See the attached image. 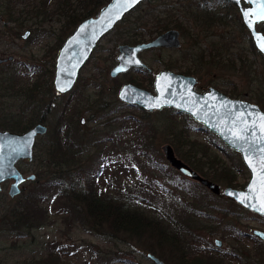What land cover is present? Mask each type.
Returning <instances> with one entry per match:
<instances>
[{
	"label": "rangeland",
	"instance_id": "374dc122",
	"mask_svg": "<svg viewBox=\"0 0 264 264\" xmlns=\"http://www.w3.org/2000/svg\"><path fill=\"white\" fill-rule=\"evenodd\" d=\"M204 1L227 20L215 22L204 17L202 11L197 8L198 3ZM15 6L18 12L15 10ZM15 6L16 14L13 13V15L15 18L19 17L23 22L22 25L10 20L12 14L7 12L10 8L9 0H2V7L0 6V58L14 56L13 62L0 65V122L5 121L6 117L11 114L12 116L18 115L25 110L29 113L33 110L41 112L47 102L56 99L54 110L46 121L49 128H52L61 105L71 97L72 111L77 114V122L80 123L82 118L86 119L85 125L79 124V132L85 139H88L87 142L92 139L103 140L104 136H110V132L113 129L121 128L122 124L131 127L130 131L122 132L119 137L103 140L105 142L90 148L85 155L84 162L87 160L86 163L89 164L88 159L91 156V162L96 160L98 168L102 167L98 159L105 161L102 174L104 176L101 182L105 193L114 197L119 196L132 204L136 199L139 201L135 203L137 208L156 216H161L164 212L182 215L183 209L179 206L180 200L196 203L195 200H190L191 196L185 189L186 193L181 191L179 186L187 189L193 187L202 196H206L210 204L231 207L230 202L223 194H220L219 198H215L212 193L201 189L198 184L196 185L192 181L193 179L180 174L175 168V171L178 172L171 174L173 181L168 179V176L153 168L149 164V160L144 158L140 152L138 153L133 146L134 141L141 143L144 140L143 137H147L149 134L150 127L154 125L157 133H154L150 144H152L153 155L158 161V163L156 161V165L159 164L163 168H167L168 173H172L173 167L167 161L163 151V147L170 144L177 157L204 176L200 170H197L176 151L171 142V136L168 135L170 128L167 126H172L176 121L181 122L185 113H180L176 109L177 118L175 121L170 116L168 108L155 110L147 115L145 114L147 111L140 107L125 103L127 106L116 110L121 105L116 100L122 102L117 96L118 92L123 84L133 83L130 82L131 80H135L144 89L155 93L156 75L162 70H170L175 73L195 75L199 80L196 86L199 92L208 91L209 86H214L230 97L258 104L264 111V101H262L264 97V57L253 48L249 35L245 33L238 20L240 15L236 7L226 1L218 3L212 0H146L127 14L113 31L101 39L92 56L81 69L73 91L59 95L53 85L55 60L61 47L60 43L63 44L69 36L70 30L65 29L62 17L53 18L40 28L36 27L35 23L38 20L34 12L31 9H25L24 4ZM153 16H157L165 24L170 23L168 29L174 28L181 32V48L156 49L145 52L142 57L153 69L150 74L128 72L113 78L110 72L117 64L119 45L131 44L127 41L131 39L133 31L139 36L141 34L145 41L157 37L156 32L160 28ZM28 30L31 35L27 39H23V34ZM228 57L234 60V64H227L230 62H227ZM222 58L223 62H217ZM50 70H53L52 77H50ZM49 80L52 82V90L48 91ZM36 83L39 87L34 90L30 100L29 88ZM106 105L110 107L111 112L115 111L110 115L111 119H117L107 128V124L103 125L106 118L105 120L104 116L101 118V112H99V108ZM136 121L147 124V126L144 124L141 126L144 127L143 134L147 132V135L142 134V128L138 127ZM188 124L191 129L190 137L195 142H191L193 143L192 159L196 162L199 160L204 169L206 168L205 171L208 169L207 163H210V159L211 161L215 158L219 159L220 167L231 166L234 173L236 172V182L233 187L245 188L251 174L246 166L241 164L240 157L236 155L234 160H231L226 152L228 146L221 140L227 147L222 144L217 135L202 129L201 123L193 120ZM152 134L148 136L150 137ZM36 143L37 146L43 143L41 136L37 138ZM200 148L203 150L208 148L210 154L204 155ZM181 151L184 154V150L181 149ZM35 154L36 156L41 154L39 147L35 146ZM36 156L33 161L27 160L18 163L24 174L42 172L41 157L36 158ZM217 172L215 175L218 176L222 171ZM207 178L218 183L222 189L228 186L227 182L223 180ZM34 186L32 181L25 183L23 196L30 195ZM9 187L10 183H5L4 190L0 193V208L2 210L19 202L10 199L8 196ZM167 192L173 193V196ZM55 206H57L56 203L45 204V208L52 214L48 219V225L28 233L25 231L15 232L18 237L9 231L5 233L0 230V264H34V258L48 256L57 246L64 247L68 251L63 255L66 260L65 264H97L98 259L101 260V257L105 256L113 264H124L126 259L139 264H154L147 258L146 254L151 251L145 249L143 242L126 241L123 235L113 236L112 234L110 239H107L105 238L107 236H99L81 224L70 226L64 222L60 210H54ZM242 212L241 216H224V219L220 211L213 212L216 217L223 219V224L219 225L218 221L191 216V213L184 211L183 215H186L184 222L188 220L187 217H191L194 220L191 227L194 228L195 235L200 237L197 241L191 239L190 247L205 250V253L217 257L228 258L226 260L228 264H264V246L240 236L241 232H252V229L255 228L264 231V219L260 217L257 220H252L249 218L252 214ZM225 222H231L239 230L237 240L234 237L236 236L234 231L225 228ZM102 232L108 233L109 229L104 228ZM216 239L223 241L221 247L215 244ZM156 249L157 252H153L154 254L160 258L163 255L170 259L171 264L175 263L176 258L171 257L167 246ZM92 250L99 251L100 256L96 257ZM61 251L60 249L56 250V252ZM118 257H120L119 260H115ZM162 259L164 260V258ZM164 261L170 264L166 260Z\"/></svg>",
	"mask_w": 264,
	"mask_h": 264
},
{
	"label": "trees",
	"instance_id": "16d2710c",
	"mask_svg": "<svg viewBox=\"0 0 264 264\" xmlns=\"http://www.w3.org/2000/svg\"><path fill=\"white\" fill-rule=\"evenodd\" d=\"M110 1L111 0H9L10 8H8L7 12L8 14H12L10 20L22 25L23 22L20 21L19 17L15 18L13 13L16 14L15 5L24 4L26 6H24L25 9H31L34 12L38 20L36 21L35 26L39 28L44 25V23L53 20V18L62 17L64 18V27L65 29L70 30V35L79 23L89 17L96 16L101 8L107 5ZM230 5L232 4L230 3ZM0 6L2 7V0H0ZM197 8H199V11H202L204 17L207 19H212L215 22H225V20H227V18H223L222 14L216 9L210 8L208 4L198 5ZM153 18L154 20H157L160 28V30L156 32L157 34L168 29L170 23L167 22L165 24V22L159 20L157 16H153ZM238 20L240 22V16H238ZM243 29L245 31L244 26ZM133 32L134 33L130 36L131 39H128L127 42L137 43L143 41L141 34L139 36L135 31ZM61 45L62 44L60 43V46ZM223 58L225 59L224 56ZM223 58L217 62H223ZM227 62L228 65L234 64V60L231 57H228ZM49 72H51L50 77H52L53 70H50ZM130 82L139 84L135 80H131ZM48 86V91L52 90V82L50 80ZM38 87L39 85L36 83L29 88L28 93L30 100L32 99L34 90H37ZM70 98L71 97L66 99L63 105L60 104L61 107L60 111L57 113L58 115L55 125L52 128H49L46 135L41 136L43 143L39 144V146H37V143L35 145L37 148L39 147L41 151V154H37V156L35 154V156L36 158L41 157L42 172L37 173V179L32 181L35 185L34 189L30 195L24 197L23 191L17 196V198L11 199L12 201H19L14 206L3 210L0 208V230L5 233L9 231L18 237V234L15 232L25 231L28 233L31 230L48 225V219L51 218L52 214H50L49 210L45 208V204L56 203L57 206H55L56 208H54V210H60L64 217V222L68 225L72 226L74 224H81L99 236H107H103L107 239H110L111 234L113 236L123 235L126 241L131 240L138 243L143 242V244H145V249L152 253L157 252L156 248L162 249L167 246L170 250L171 257L176 258L174 264H228L226 261L228 258L217 257L213 254L205 253V250L193 249L190 247V240L195 239L197 241L200 237L199 235H195L194 228L191 227L194 224V220L191 219V217H187L188 220L184 222L186 215H183V213L185 211L186 213H191V216L202 217L209 220L213 219L214 222L218 221L217 224L219 223L220 225L223 224L224 216H241L243 215L242 211H245V208L226 196L225 198L228 199L231 207H220L217 204H210L208 201L209 199H207L206 196H202V194L193 187L187 189L179 186V189L185 193L187 191V194L191 196L190 200H195L196 203L180 200L179 206L183 209L182 215H172L164 212L161 216H156L141 208H137L135 203L139 201L136 199H134V203L132 204L130 201L119 198V196L114 197L107 192L105 193L103 187H101V182L104 176L102 174L103 167H105V161L103 159H98L102 165L101 168H98L96 166V160L91 162V156L88 159L89 164L86 163L87 160L84 162L85 155L89 152L90 148L99 143L105 142L103 140L119 137L122 132L130 131L131 127L130 125L122 124L121 128H117L118 130L113 129L110 132V136H104L103 140L92 139L90 142H87L88 139H85V137L79 132L80 123L76 120L77 114L72 111V98ZM55 101L56 99L47 102L41 112L33 110L36 112L32 111L29 113L25 110L21 111L18 115L12 116L11 114L9 117H6L7 120L5 119V121L0 122V128L14 132H24L37 122H46L54 110ZM116 101L121 104L118 108L115 107L116 110L123 106H127L123 102ZM262 101H264V97L262 98ZM168 109L170 111V116L176 121L177 110L175 108ZM76 112L78 113L79 111ZM99 112H101V118L103 116L104 120L106 118V121L103 123L105 126L107 124L106 128L112 125L111 123L114 121H117V119H111L110 115L115 111L111 112L110 107H107V105L102 108L100 107ZM145 114L149 115L150 113L146 112ZM182 118L183 120L181 122L176 121V123L173 122L172 126L170 125L171 127L167 126L170 128L168 135L171 136V142L175 146L176 151L185 157L197 170H200L204 176L211 177L214 180H223L227 182L228 186H233L236 182L237 175L236 172L234 173L233 167H220V160L213 157L215 159L212 161L210 159V163H207L209 165L207 166L208 169L205 171L206 168L204 169L199 160L196 162V160L192 159L193 143L191 142L193 140L190 137L191 129L188 123L189 121H193V119L187 114H184ZM136 123L139 128H142L141 132L143 134L144 127L141 126H147V124L142 123L141 121H136ZM150 128L151 130L148 132L149 134L153 133L152 136L149 137V134L145 132L146 135L148 134L147 137H143L144 140L141 143H135L134 141L133 146L138 153L140 152L144 158L149 160V164H151L153 168L161 171L165 176H168V179H172L171 174L178 171H175L173 168L172 173H168L167 168H163L159 164L156 165L157 158L153 155L151 150L153 148L150 142H152L154 133H157V131H155L154 125ZM145 134L143 135L145 136ZM217 140L219 139L217 138ZM220 142L224 144L221 140ZM181 149L184 150V154L181 153ZM200 150L204 155L210 154L208 148L205 150L200 148ZM226 152L231 160H234V156L238 155L241 164L244 166L242 158L238 152L229 147L226 148ZM217 171L222 172L217 176L215 175L218 173ZM192 181H194L196 185L198 184L201 189H206L207 192H210L198 181ZM158 185L161 184L158 183ZM167 193L173 196V193ZM213 195L215 198L220 197V195ZM215 211H220L223 219L216 217L213 213ZM224 226L227 230L234 231L233 233L236 235L234 237L237 240L238 238L236 237L237 234L239 235V230H237L231 222H225ZM104 228L109 229V232L103 233L102 230ZM57 249L62 251L56 252ZM67 252L68 251L64 247L57 246V248L53 249L48 256L34 258V264H65L64 262L66 260L63 255ZM92 252L96 257H99L101 254L96 250H92ZM231 256L233 257V255ZM161 257L170 263L169 258H165L163 255H161ZM119 258L120 257L115 260H119ZM124 262V264H139L130 259H126ZM97 264L113 263L105 256L101 257V260L98 259Z\"/></svg>",
	"mask_w": 264,
	"mask_h": 264
},
{
	"label": "water",
	"instance_id": "95a60500",
	"mask_svg": "<svg viewBox=\"0 0 264 264\" xmlns=\"http://www.w3.org/2000/svg\"><path fill=\"white\" fill-rule=\"evenodd\" d=\"M146 0L131 4L129 0H111L101 8L96 16L83 20L65 39L55 60L53 85L60 94H66L75 87L81 69L92 56L101 39L113 31L127 14ZM235 3L240 11L242 21L250 32L258 51L264 56V33L257 29V24L264 22V0H227ZM31 32L23 34L27 39ZM181 32L168 29L157 37L137 44L119 45L117 64L110 74L113 78L124 74L132 68L150 69L140 53L147 49L181 47ZM13 55L0 58V63L13 59ZM197 79L192 75L175 73L170 70L160 71L154 80L155 93L133 83H125L118 92V98L124 103L138 106L144 111L153 112L163 108H175L180 113L191 116L195 121L210 129L229 148L241 155L242 161L251 174L245 188L221 186L202 176L191 166L177 157L170 144L163 147L164 155L170 165L182 175L198 181L215 195L236 201L244 208L264 216V111L250 101L233 98L210 87L208 91L199 92L195 85ZM81 122L85 124L86 119ZM49 127L37 123L24 132H14L0 128V193L3 184L12 181L9 187L11 197L19 196L22 185L37 179L36 174H24L18 167L21 160L33 161L35 144L39 136L46 135ZM254 234L264 241V231L255 230ZM218 247L223 245L216 239ZM147 258L154 264H167L162 258L148 252Z\"/></svg>",
	"mask_w": 264,
	"mask_h": 264
},
{
	"label": "flooded vegetation",
	"instance_id": "af4514ba",
	"mask_svg": "<svg viewBox=\"0 0 264 264\" xmlns=\"http://www.w3.org/2000/svg\"><path fill=\"white\" fill-rule=\"evenodd\" d=\"M213 2H218V3H220L221 1H226V2H228V3H231L232 5H234V7H236L237 9H238V11H239V8H238V6L235 4V3H233V2H229V1H227V0H212ZM199 5H201V4H208L207 2H199L198 3ZM239 15H240V23L244 26V28H245V33L246 34H248L249 35V37H250V39H251V42H252V45H253V48L256 50V52H258L261 56H263L259 51H258V49L256 48V46H255V43H254V41H253V38H252V36H251V34H250V32L248 31V29L246 28V26L244 25V23H243V21H242V17H241V14H240V11H239ZM242 26V27H243ZM257 29L258 30H260V31H262L263 33H264V22H261L260 24H257ZM163 33V32H162ZM161 34V33H160ZM31 35V34H30ZM159 35V34H158ZM157 35V36H158ZM155 38V37H154ZM151 39H153V38H151ZM150 39V40H151ZM65 41V40H64ZM145 40H143V41H141V42H144ZM147 41H149V40H147ZM64 43V42H63ZM137 43H140V42H137ZM137 43H131L132 45L133 44H137ZM182 45V44H181ZM62 46V45H61ZM181 48V47H180ZM156 49H166V48H154V49H147V50H144V51H142L141 53H140V57H141V59L145 62V63H147L144 59H143V57H142V55L145 53V52H147V51H153V50H156ZM169 49H171V48H169ZM177 49H179V48H177ZM264 57V56H263ZM14 61V57H13V59H11V60H8V61H6V62H2V63H0V65H3V64H8V63H11V62H13ZM147 65L149 66V64L147 63ZM149 68L150 69H140V68H132L131 70H129L128 72H133V73H139V74H150V73H152L153 72V69L149 66ZM128 72H126V73H128ZM125 74V73H124ZM121 75H123V74H121ZM192 76H194L196 79H197V83H196V85H195V88H196V86L198 85V78L195 76V75H192ZM77 84V83H76ZM135 84V83H134ZM135 85H137V86H139V87H142L143 88V86H141L140 84H135ZM76 86V85H75ZM210 87H214V86H209V88H208V90L210 89ZM75 88V87H74ZM73 88V89H74ZM217 89V88H216ZM197 90V89H196ZM217 90H219V89H217ZM73 91V90H72ZM198 91V90H197ZM220 91V90H219ZM71 92V91H70ZM202 92H205V91H202ZM222 92V91H221ZM58 93V92H57ZM60 94V93H59ZM67 94V93H66ZM61 95H64V94H61ZM37 123H40V122H37ZM36 123V124H37ZM42 123H45V124H47L46 122H42ZM80 123L82 124V125H85V124H83L81 121H80ZM86 123V122H85ZM200 124V123H199ZM48 125V124H47ZM201 125V128L202 129H204V130H208V131H210L211 133H213L210 129H208L207 127H205V126H203L202 124H200ZM34 126V125H33ZM49 127V126H48ZM214 134V133H213ZM23 161H27V160H21L20 162H23ZM19 167V166H18ZM20 169V168H19ZM21 170V169H20ZM24 173V172H23ZM7 182H9L10 184H11V180L10 181H7ZM7 182H5V183H7ZM29 182V181H28ZM4 183V184H5ZM27 183V182H26ZM4 184H3V190H4ZM25 185V184H24ZM24 185H22V188L24 189ZM8 196L10 197V199H15V198H17V196L16 197H11L10 195H9V193H8ZM244 208V207H243ZM245 211H246V213L248 212V214H252V216L251 217H249L250 219H252V220H257L258 218H260V217H264V216H261V215H259V214H257V213H255V212H253V211H251V210H248V209H246L245 208ZM257 228H255V229H252L253 231L254 230H256ZM261 229V228H260ZM261 230H263V229H261ZM253 231L252 232H249V231H243V232H241L242 233V235L240 234V236H242L243 238H246V239H249L250 241H254V243H257L258 245H260V246H264V241L261 239V238H259L258 236H256L254 233H253Z\"/></svg>",
	"mask_w": 264,
	"mask_h": 264
},
{
	"label": "snow or ice",
	"instance_id": "6c2138e0",
	"mask_svg": "<svg viewBox=\"0 0 264 264\" xmlns=\"http://www.w3.org/2000/svg\"><path fill=\"white\" fill-rule=\"evenodd\" d=\"M131 4H135L138 2V0H129ZM261 19H264V15H261ZM262 171H264V164L261 165ZM0 176H2V173H0ZM261 209H264V204H261Z\"/></svg>",
	"mask_w": 264,
	"mask_h": 264
}]
</instances>
